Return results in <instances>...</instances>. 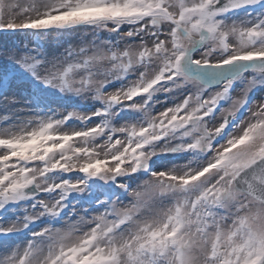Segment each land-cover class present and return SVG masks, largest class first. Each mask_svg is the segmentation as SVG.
Wrapping results in <instances>:
<instances>
[{"label": "snow or ice", "instance_id": "snow-or-ice-1", "mask_svg": "<svg viewBox=\"0 0 264 264\" xmlns=\"http://www.w3.org/2000/svg\"><path fill=\"white\" fill-rule=\"evenodd\" d=\"M0 32V264H264V0H0Z\"/></svg>", "mask_w": 264, "mask_h": 264}, {"label": "rangeland", "instance_id": "rangeland-1", "mask_svg": "<svg viewBox=\"0 0 264 264\" xmlns=\"http://www.w3.org/2000/svg\"><path fill=\"white\" fill-rule=\"evenodd\" d=\"M10 2L27 3L28 0H10ZM31 40V37H25L23 34H9L6 32H0V48L10 46L13 44L21 45ZM45 48L52 52L55 49V40L49 39L44 42ZM2 114V112H0Z\"/></svg>", "mask_w": 264, "mask_h": 264}]
</instances>
